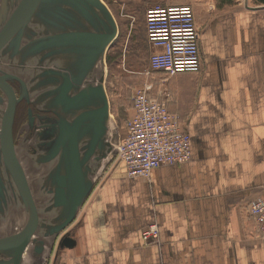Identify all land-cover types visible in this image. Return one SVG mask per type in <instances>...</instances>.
Here are the masks:
<instances>
[{
    "label": "crops",
    "instance_id": "1",
    "mask_svg": "<svg viewBox=\"0 0 264 264\" xmlns=\"http://www.w3.org/2000/svg\"><path fill=\"white\" fill-rule=\"evenodd\" d=\"M152 3L190 4L199 30L200 71L163 85L191 137V159L148 179L110 161L45 264H264L246 209L264 188V0ZM32 192L45 203L37 184ZM152 224L157 241L145 244L141 232ZM65 236L72 246L61 244Z\"/></svg>",
    "mask_w": 264,
    "mask_h": 264
},
{
    "label": "water",
    "instance_id": "2",
    "mask_svg": "<svg viewBox=\"0 0 264 264\" xmlns=\"http://www.w3.org/2000/svg\"><path fill=\"white\" fill-rule=\"evenodd\" d=\"M117 34L115 18L102 0H0V57L40 55L44 69L29 84L0 68V221L9 202L14 212L20 203L28 214L22 230L0 234V264H45L54 240L76 218L115 155L118 138L110 134L113 143L109 135L105 75H98L96 65ZM12 78L21 82L19 98L7 82ZM22 97L58 113L64 107L51 148L33 158L34 165L44 166L37 188L44 199L49 196L48 205L31 194L13 143L15 106ZM61 244L69 247L73 241L65 236Z\"/></svg>",
    "mask_w": 264,
    "mask_h": 264
},
{
    "label": "built area",
    "instance_id": "3",
    "mask_svg": "<svg viewBox=\"0 0 264 264\" xmlns=\"http://www.w3.org/2000/svg\"><path fill=\"white\" fill-rule=\"evenodd\" d=\"M146 41L150 48L145 75L161 72L172 76L201 69L199 30L190 4L156 5L144 13ZM146 81L132 95V116L124 135L115 144L113 161L125 164L127 175L148 179L161 165L185 163L191 159L190 135L179 117L170 112L165 87ZM256 236L264 241V188L247 204ZM158 229L148 225L141 232L143 243L157 241Z\"/></svg>",
    "mask_w": 264,
    "mask_h": 264
},
{
    "label": "rangeland",
    "instance_id": "4",
    "mask_svg": "<svg viewBox=\"0 0 264 264\" xmlns=\"http://www.w3.org/2000/svg\"><path fill=\"white\" fill-rule=\"evenodd\" d=\"M160 1L162 0H102V4L104 5L103 2H105L115 18L118 34L104 56L98 60L96 70L98 75L102 72L105 75L104 88L110 104L109 135L115 133L118 139L124 135L126 130L130 118L128 117V111L134 91L146 81L151 80L158 82L155 88L158 85L163 86L166 78L169 77L161 72L145 75L148 68L150 48L146 41L144 13L148 7H151L150 3ZM7 56L0 57V68L2 70L18 74L29 84L34 83L43 75L44 69L40 55H36L34 58L29 56L7 58ZM110 138L114 143V138L112 136ZM111 161L113 160L111 159ZM43 170L44 168L37 172L42 174ZM103 176L104 173L99 177L102 178ZM45 199V203L48 205L50 203L49 196H46ZM17 206L15 205L14 208L16 209ZM18 207L20 209L18 214L21 215L16 217L14 215L8 225V230L3 233L16 232L19 226L24 224L26 211L20 203ZM16 211L13 210L14 214ZM3 233L0 231V234ZM26 258H29V251L26 253ZM25 264H30V262L27 263L25 260Z\"/></svg>",
    "mask_w": 264,
    "mask_h": 264
},
{
    "label": "flooded vegetation",
    "instance_id": "5",
    "mask_svg": "<svg viewBox=\"0 0 264 264\" xmlns=\"http://www.w3.org/2000/svg\"><path fill=\"white\" fill-rule=\"evenodd\" d=\"M44 34L49 35L50 33L45 29ZM7 82L13 88L16 97L19 98L21 94V82L16 78L8 79ZM44 90H46V88L42 91ZM0 95L2 97L4 96L1 90ZM62 110L63 113L61 109L60 113H58L53 108H40L33 99H26L25 97L20 98L16 103L12 124V137L15 147L18 149L17 158L23 169L31 194H33L32 189L41 177V174L37 171L44 168V166L34 165L33 158L39 152L43 150L45 152L48 148H51L52 142L60 130L61 121L65 117L64 107ZM40 135L43 137V140H41ZM24 162L25 164H23ZM43 193V191H39L40 196H43ZM18 198L21 200L20 196H18ZM11 208L12 205L9 202L8 208L5 211V220L0 221V224H10L14 215L15 217L21 215L18 214L19 208H17L15 214L14 212L12 213L13 209ZM27 217L28 214L26 215L24 224L19 226L17 231L23 228L27 221Z\"/></svg>",
    "mask_w": 264,
    "mask_h": 264
},
{
    "label": "bare ground",
    "instance_id": "6",
    "mask_svg": "<svg viewBox=\"0 0 264 264\" xmlns=\"http://www.w3.org/2000/svg\"><path fill=\"white\" fill-rule=\"evenodd\" d=\"M21 168H22V167H21ZM22 170H23V169H22ZM23 173H24V172H23ZM29 190H30V189H29ZM20 199H21V197H20ZM27 221H28V217H27ZM27 221H26L25 225L27 224ZM25 225L23 226V228L25 227ZM23 228H22V229H23ZM22 229H21V230H22Z\"/></svg>",
    "mask_w": 264,
    "mask_h": 264
}]
</instances>
